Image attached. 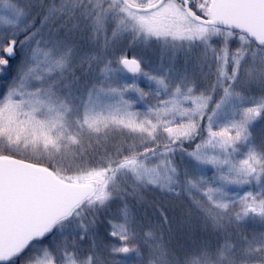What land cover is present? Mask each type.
Listing matches in <instances>:
<instances>
[{
  "label": "snow or ice",
  "instance_id": "1",
  "mask_svg": "<svg viewBox=\"0 0 264 264\" xmlns=\"http://www.w3.org/2000/svg\"><path fill=\"white\" fill-rule=\"evenodd\" d=\"M0 78V264H264V0H0Z\"/></svg>",
  "mask_w": 264,
  "mask_h": 264
},
{
  "label": "rangeland",
  "instance_id": "2",
  "mask_svg": "<svg viewBox=\"0 0 264 264\" xmlns=\"http://www.w3.org/2000/svg\"><path fill=\"white\" fill-rule=\"evenodd\" d=\"M13 75H14V73H13ZM2 88H3V78H0V90H2Z\"/></svg>",
  "mask_w": 264,
  "mask_h": 264
}]
</instances>
